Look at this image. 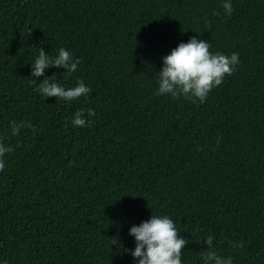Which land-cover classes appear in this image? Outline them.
I'll use <instances>...</instances> for the list:
<instances>
[{
    "label": "trees",
    "instance_id": "1",
    "mask_svg": "<svg viewBox=\"0 0 264 264\" xmlns=\"http://www.w3.org/2000/svg\"><path fill=\"white\" fill-rule=\"evenodd\" d=\"M223 2L0 0V264H137L129 230L151 215L187 240L182 264H205L208 236L264 264V0ZM192 37L238 53L235 71L203 103L156 95L162 57ZM40 48L77 70L31 76ZM46 77L91 92L45 98Z\"/></svg>",
    "mask_w": 264,
    "mask_h": 264
},
{
    "label": "clouds",
    "instance_id": "2",
    "mask_svg": "<svg viewBox=\"0 0 264 264\" xmlns=\"http://www.w3.org/2000/svg\"><path fill=\"white\" fill-rule=\"evenodd\" d=\"M222 8L231 15L233 8L231 0H224ZM210 43L196 37L190 38L187 43L181 42L170 52L163 56V65L158 72V91L156 95L171 94L172 97L184 96L195 102L203 103L208 94L221 85L225 76L232 75L235 66L239 63L238 53L230 56L222 53H211ZM79 60H74L70 51L60 48L55 58H50L43 48L39 50V56L32 63L31 76L39 78L44 76L45 69L49 67L63 68L69 74L77 70ZM33 83H36L34 80ZM43 97H56L64 101H73L81 96H87L91 88L87 87L83 80L77 82L75 87L64 88L50 78L43 79L36 89ZM95 112L88 110L87 116L92 117ZM12 135H18L24 127L23 122L11 121ZM74 126H86L83 109L77 111L72 119ZM12 148L0 143V158ZM4 163L0 159V171L4 169ZM129 235L135 238V249L130 254L137 260V264H182V250L187 240L181 238L172 219L167 215H151L148 221L139 226L133 225ZM207 251L202 258L205 264H232V257L224 258L212 250L213 237L204 239ZM114 238L111 245L118 244ZM242 247L243 245H237ZM127 251V250H125Z\"/></svg>",
    "mask_w": 264,
    "mask_h": 264
}]
</instances>
